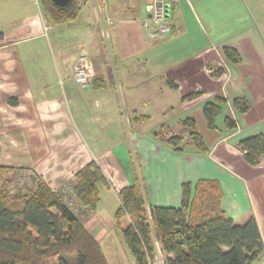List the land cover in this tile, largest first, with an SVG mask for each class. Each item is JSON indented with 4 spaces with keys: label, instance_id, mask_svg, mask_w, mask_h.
<instances>
[{
    "label": "crops",
    "instance_id": "1",
    "mask_svg": "<svg viewBox=\"0 0 264 264\" xmlns=\"http://www.w3.org/2000/svg\"><path fill=\"white\" fill-rule=\"evenodd\" d=\"M103 1V11L86 0L75 21L55 25L41 0H0V163L35 162L38 175L60 191L95 162L107 182L98 185L100 202L84 223L109 264L104 227L95 220L102 192L114 196L118 211V192L137 181L147 206L163 208L182 206L186 184L194 200L199 183L216 182L225 215L240 226L255 217L264 241V156L252 167L238 149L242 140L264 135V17L249 22L244 0H165L172 33L153 41L143 23L154 0ZM41 39L46 45L36 48ZM224 47L236 49L241 63L229 62ZM42 48L58 58L59 75L50 74L52 63L38 54ZM81 58L91 70L85 88L73 81ZM209 69L223 73L216 77ZM169 79L186 109L169 124L180 130L185 118H194L206 153L190 145L174 151L161 133L167 124L148 130L160 104L172 109L174 96L164 87ZM194 94L200 95L187 99ZM216 97L226 104L211 131L202 111ZM236 98L246 99L248 112L233 107ZM227 117L236 130L227 128ZM118 225L123 232L131 221L124 216ZM254 264H264V254Z\"/></svg>",
    "mask_w": 264,
    "mask_h": 264
},
{
    "label": "trees",
    "instance_id": "2",
    "mask_svg": "<svg viewBox=\"0 0 264 264\" xmlns=\"http://www.w3.org/2000/svg\"><path fill=\"white\" fill-rule=\"evenodd\" d=\"M41 1L46 20L59 25L75 21L81 3L86 0H73L65 10L54 7L51 0ZM222 53L232 64L242 61L234 48L224 47ZM222 73V69H217L214 75ZM168 84L178 88L170 79ZM10 104L17 106L18 100L12 99ZM225 104L224 98L216 97L204 105L202 113L209 130L217 129L216 121ZM233 107L239 113L250 109L245 98L234 99ZM225 123L230 131L236 130L232 117H227ZM180 130L182 134L165 135L174 151L182 152L187 145L201 153L208 151L194 118H185ZM238 149L249 166H259L264 156V135L242 140ZM14 169L0 164L2 173ZM31 179L35 186H24L16 192L9 188V180L0 185V264H52L49 259L57 256H60L58 264H70L63 257L68 252L75 253L73 264H109L99 242L84 223L86 212L95 211L100 202L98 185L107 182L101 168L95 162L88 164L70 185L79 213L68 206L66 190H52L38 174ZM182 193L180 208H163L147 206L138 181L118 192L121 207L116 219L127 216L131 221L123 235L134 264H153L156 244L167 257L164 264H254L264 254L257 220L251 217L240 226L227 217L221 210V192L216 182L199 183L194 200H191V185H184ZM81 216H85L84 220Z\"/></svg>",
    "mask_w": 264,
    "mask_h": 264
},
{
    "label": "rangeland",
    "instance_id": "3",
    "mask_svg": "<svg viewBox=\"0 0 264 264\" xmlns=\"http://www.w3.org/2000/svg\"><path fill=\"white\" fill-rule=\"evenodd\" d=\"M244 12L247 20L250 22L252 20V23L254 22V17L256 20L260 21L261 17H264V0H244ZM168 7V6H167ZM169 11V10H168ZM262 14V15H261ZM253 18V19H252ZM263 20V19H261ZM264 21V20H263ZM46 43V40L41 39L40 41H36L34 45L36 48H40L43 44ZM46 45V44H45ZM35 48V49H36ZM38 50V49H37ZM36 50V51H37ZM54 53V52H53ZM38 54L41 56V58H44L47 61H50L52 63L51 66V72L50 74L52 75H59L61 73L60 66L58 64V58L54 54V56L51 54V51L42 48ZM60 61V59H59ZM74 81V80H73ZM61 85V83H60ZM164 87L171 95L172 100L168 101V107H171L172 109L170 111L166 110L163 108V104H160V109L156 108V113L152 115L151 121H148L146 126L148 127V130L152 131L153 129L161 127L163 124H167L165 126H162L161 133L165 136H168V134H172L173 136H176L178 134H182V131L179 130L178 128H172L169 123H172L177 119L179 115H185L184 110L186 109L181 108V98L178 97V94L175 92V89H173L168 83L164 84ZM61 89V87H60ZM173 89V90H172ZM171 102V103H170ZM179 104V105H178ZM181 106V107H179ZM159 107V106H158ZM204 107V106H203ZM10 123V122H9ZM170 125V126H169ZM11 125H7L6 127H10ZM7 138V144L11 142L13 139L9 134H5ZM4 144V143H3ZM9 159H14L13 157L9 156ZM6 160V159H5ZM3 161V165L8 166L9 163L8 161ZM17 166L12 172L10 173H2L0 171V185L8 181L10 182L9 188L13 191L16 192L21 188V187H33L35 186L34 183H32V179L34 178V174H39L37 171V164L35 162L33 163H28V164H17L16 162H10V166L13 168ZM18 165H20L18 168ZM9 166V167H10ZM27 166V167H26ZM16 170V171H15ZM40 179L44 181L43 177L41 175H38ZM72 181L66 182V184L63 186V190H66L69 188L71 185ZM102 191V187H101ZM102 204L98 209L97 216L95 218L96 223H98V220L100 221V225L102 224V227H104V230L100 233L101 239H102V245L104 251H106L108 254V257L110 259V262L112 264H134V261L127 249L124 235L122 230L120 229L118 225V220L116 219L115 213L116 209L113 210V206H115L116 200L114 199V196L112 194H105L102 192ZM84 210V209H82ZM87 214V212H86ZM92 213L89 212L86 217V220ZM82 219L85 218V216H81ZM84 220V219H83ZM85 220V221H86ZM125 220L122 222V225L125 224ZM100 237V236H99ZM60 256L50 258L49 261L53 264H58L59 263V258ZM66 260L70 264H73L75 261V253L68 252L65 255H63ZM166 255L162 253L161 246L157 247V252H156V258L154 259L153 264H164L166 260Z\"/></svg>",
    "mask_w": 264,
    "mask_h": 264
},
{
    "label": "built area",
    "instance_id": "4",
    "mask_svg": "<svg viewBox=\"0 0 264 264\" xmlns=\"http://www.w3.org/2000/svg\"><path fill=\"white\" fill-rule=\"evenodd\" d=\"M95 3L97 10L99 12L103 11L105 2L103 0H95ZM168 12L165 0H154L148 7L149 18L143 23V26L150 40H161L172 33V24L168 18ZM208 73L212 75L214 70L209 69ZM90 78L91 70L87 64V59L81 58L75 67L73 80L78 86L85 88L90 84ZM65 192L67 194L66 202L68 206L75 213H79L80 209L74 200L72 187L70 186ZM157 247H159L158 244H156Z\"/></svg>",
    "mask_w": 264,
    "mask_h": 264
},
{
    "label": "water",
    "instance_id": "5",
    "mask_svg": "<svg viewBox=\"0 0 264 264\" xmlns=\"http://www.w3.org/2000/svg\"><path fill=\"white\" fill-rule=\"evenodd\" d=\"M72 2L73 0H51V3L54 7L62 10L68 9L71 6Z\"/></svg>",
    "mask_w": 264,
    "mask_h": 264
}]
</instances>
